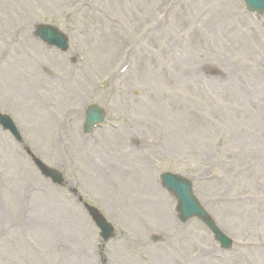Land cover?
<instances>
[{
    "label": "rangeland",
    "instance_id": "374dc122",
    "mask_svg": "<svg viewBox=\"0 0 264 264\" xmlns=\"http://www.w3.org/2000/svg\"><path fill=\"white\" fill-rule=\"evenodd\" d=\"M92 105L106 119L88 134ZM0 113L23 138L0 127V264H264V13L244 0H0ZM165 172L231 250L180 221Z\"/></svg>",
    "mask_w": 264,
    "mask_h": 264
},
{
    "label": "water",
    "instance_id": "95a60500",
    "mask_svg": "<svg viewBox=\"0 0 264 264\" xmlns=\"http://www.w3.org/2000/svg\"><path fill=\"white\" fill-rule=\"evenodd\" d=\"M244 2L250 12L264 13V0H244ZM37 36L49 46L56 47L63 52L69 49L68 38L54 27L48 25L38 26ZM105 117V113L100 107H89L86 112L85 132L90 133L95 126L105 120ZM0 125L5 130L10 131L18 140H21L20 134L9 116L0 114ZM34 161L46 178H50L55 183L61 184L62 178L60 174L45 166L39 159L34 158ZM160 179L162 185L176 198V211L183 223L193 218L200 219L211 230L215 240L221 244L222 249L231 248V240L220 230L209 213L199 203L193 192V184L189 179L173 173H162ZM88 209L98 228L101 230L103 238L106 241L113 238L114 229L106 219L94 208L88 207Z\"/></svg>",
    "mask_w": 264,
    "mask_h": 264
},
{
    "label": "bare ground",
    "instance_id": "6f19581e",
    "mask_svg": "<svg viewBox=\"0 0 264 264\" xmlns=\"http://www.w3.org/2000/svg\"><path fill=\"white\" fill-rule=\"evenodd\" d=\"M69 0H61V3L62 4H64V2H68ZM60 5V3L59 2H56V3H54L53 4V6L55 7V6H59ZM40 73H41V75H42V77H46L45 75V73L43 72V71H40ZM50 75H48V77H49ZM42 79H44V78H42ZM38 80H39V78L38 79H36L35 80V82L36 83H38ZM24 88H25V86H24ZM26 90H27V88H26ZM107 164H103V166H102V168L104 169V167L105 168H107ZM51 200L49 199V198H45V199H43V202H45V205H49V204H47L48 202H50ZM51 207V205H49V208ZM169 215V214H168ZM162 216H165V220H167V221H169V220H171L170 218H169V216H167V214L166 213H164V211H163V215ZM54 238V237H53ZM56 238V237H55ZM55 240V239H54ZM217 242V241H216Z\"/></svg>",
    "mask_w": 264,
    "mask_h": 264
}]
</instances>
